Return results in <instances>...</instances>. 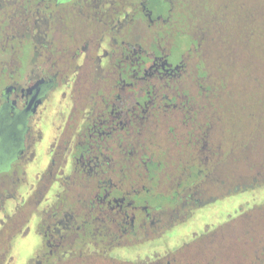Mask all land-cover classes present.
<instances>
[{"label":"flooded vegetation","instance_id":"1","mask_svg":"<svg viewBox=\"0 0 264 264\" xmlns=\"http://www.w3.org/2000/svg\"><path fill=\"white\" fill-rule=\"evenodd\" d=\"M213 4L0 0V264L31 234L24 264H264V224L190 251L264 205L211 196L228 154Z\"/></svg>","mask_w":264,"mask_h":264},{"label":"rangeland","instance_id":"2","mask_svg":"<svg viewBox=\"0 0 264 264\" xmlns=\"http://www.w3.org/2000/svg\"><path fill=\"white\" fill-rule=\"evenodd\" d=\"M210 1L214 4L208 12L212 13L209 28L216 36L215 45H212L210 53L215 65L223 64L226 67L225 73L228 75L226 92L231 91L234 95L233 99L227 102L230 110L228 117L223 121L228 154L216 168L211 196L217 201L253 199L262 201L264 200V0ZM257 10L261 13L259 17ZM232 51L237 53L234 57L238 58V61L233 63L230 62L232 59L228 55V52ZM244 64L249 65L251 72L259 76L263 87L258 84L256 77L250 79L249 72L241 71ZM244 104L247 106V113L242 110ZM250 138H252L250 143L245 146L244 143ZM255 180H258L255 190H246V186L255 184ZM258 190L260 193L257 192ZM219 206L217 205L216 208ZM255 206L253 209H248L243 216L236 217L234 222L215 231L212 238L210 236L191 243L190 251L196 249L199 253L208 255V244L213 242L216 245L215 250L227 251L232 248L231 252H234L236 236L246 231L250 234L260 232V225L264 224V205L260 203ZM36 242L33 234L27 239L19 236L13 239L11 246L16 256V264H24ZM240 245L238 247L243 250L250 251L252 248L250 245Z\"/></svg>","mask_w":264,"mask_h":264},{"label":"trees","instance_id":"3","mask_svg":"<svg viewBox=\"0 0 264 264\" xmlns=\"http://www.w3.org/2000/svg\"><path fill=\"white\" fill-rule=\"evenodd\" d=\"M211 47L212 46H210L208 49H205L204 52H203L205 54V56H204L205 59L204 60L206 61L205 67H206L207 71H209L213 75L212 82L215 84L214 88L217 91L216 94H219V91H220L221 94L224 93V92L227 94L225 97H221L220 102H218L220 105H225L226 106L225 109H226L227 112H225V114H222V117H223V115L225 117L221 120V121H224V119L228 117V110H230V108L227 106V102L229 100L231 101L233 99L234 95L231 94V91H228V93L226 92L227 86H228V75L225 73L226 67L223 66V64L215 65L213 57H212V55L210 53V50L212 49ZM235 54H237V53H235L234 51L228 52V55L232 59L230 61L231 63H233L235 61H238V58L234 57ZM216 66H218V67H216ZM241 71L242 72H249V74H248L249 78L251 79L252 77H256L257 81L259 82L258 84L262 85V83H260L261 80H259V76L257 74H255V73L251 72V67L249 65L244 64V66H242V68H241ZM233 74H234V72H233ZM262 87H263V85H262ZM241 96H243L242 95V90H241ZM246 108H247V106H245V104H244L243 107H242V110H245V112L247 113Z\"/></svg>","mask_w":264,"mask_h":264}]
</instances>
